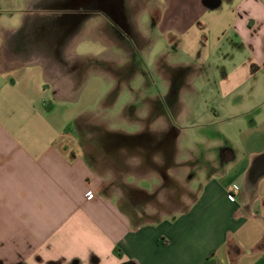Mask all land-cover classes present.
<instances>
[{
    "label": "crops",
    "instance_id": "obj_1",
    "mask_svg": "<svg viewBox=\"0 0 264 264\" xmlns=\"http://www.w3.org/2000/svg\"><path fill=\"white\" fill-rule=\"evenodd\" d=\"M93 1L0 0V264H264V0H186L200 13L177 18L183 53L214 72L191 93L207 123L222 122V142L175 156L196 170L195 197L145 222L147 189L101 192L81 124L46 110L43 94L80 63L65 44Z\"/></svg>",
    "mask_w": 264,
    "mask_h": 264
},
{
    "label": "rangeland",
    "instance_id": "obj_2",
    "mask_svg": "<svg viewBox=\"0 0 264 264\" xmlns=\"http://www.w3.org/2000/svg\"><path fill=\"white\" fill-rule=\"evenodd\" d=\"M186 2L101 4L98 9L110 18L92 13L80 19L65 44L79 54L80 63L56 82L55 90L43 94L46 110L55 118L74 130L81 124L76 143L105 192L124 196L139 186L147 189L136 211L143 214L142 222L168 217L190 204L197 190L191 182L196 170L172 165L174 158H187L188 147L219 142L223 130L219 120L207 123L203 111L208 104L200 91L191 93L192 83L213 80L214 72L201 70L198 63L193 69L190 63L196 62L183 53L184 20L177 18L200 13ZM188 106L202 117L189 119ZM179 112L186 117L178 119ZM104 134L142 137L143 146L111 144Z\"/></svg>",
    "mask_w": 264,
    "mask_h": 264
},
{
    "label": "flooded vegetation",
    "instance_id": "obj_3",
    "mask_svg": "<svg viewBox=\"0 0 264 264\" xmlns=\"http://www.w3.org/2000/svg\"><path fill=\"white\" fill-rule=\"evenodd\" d=\"M110 1L111 0H109V2ZM109 2L107 3V0H94L93 1V5L91 6L90 9H88L89 15H91L92 13H94V14L100 13V14L104 15V18L107 17L106 14L101 13V9L99 8L100 9L99 10L98 7H101L102 5H104V3L108 4V7H109ZM109 18L110 17H107V19H109ZM104 138H105V140L109 141V143H111V144L122 142V143H124L123 144L124 147L132 146V148L135 147V149H137V148H139V146H143V143H142V139L143 138L142 137H137V136L128 137V136H121V135L117 136V135H113V134H104ZM97 188L101 192H105V189H102V184L101 183H98Z\"/></svg>",
    "mask_w": 264,
    "mask_h": 264
},
{
    "label": "built area",
    "instance_id": "obj_4",
    "mask_svg": "<svg viewBox=\"0 0 264 264\" xmlns=\"http://www.w3.org/2000/svg\"><path fill=\"white\" fill-rule=\"evenodd\" d=\"M85 195H86V197H87L88 199H91V198L94 197L95 193H94L93 190H88V191L86 192ZM229 199H230L231 201H234V200H235V196L232 195V194H229Z\"/></svg>",
    "mask_w": 264,
    "mask_h": 264
},
{
    "label": "water",
    "instance_id": "obj_5",
    "mask_svg": "<svg viewBox=\"0 0 264 264\" xmlns=\"http://www.w3.org/2000/svg\"><path fill=\"white\" fill-rule=\"evenodd\" d=\"M215 0H202V3H205L206 6L214 4ZM262 173H264V161H263V168L261 169ZM253 176V175H252ZM254 178H257L255 176Z\"/></svg>",
    "mask_w": 264,
    "mask_h": 264
},
{
    "label": "trees",
    "instance_id": "obj_6",
    "mask_svg": "<svg viewBox=\"0 0 264 264\" xmlns=\"http://www.w3.org/2000/svg\"><path fill=\"white\" fill-rule=\"evenodd\" d=\"M115 252H117V254H119V253H118V250H116V249H115Z\"/></svg>",
    "mask_w": 264,
    "mask_h": 264
}]
</instances>
